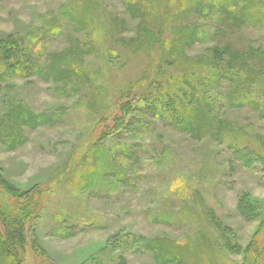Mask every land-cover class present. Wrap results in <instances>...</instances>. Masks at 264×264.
Here are the masks:
<instances>
[{
	"label": "rangeland",
	"instance_id": "374dc122",
	"mask_svg": "<svg viewBox=\"0 0 264 264\" xmlns=\"http://www.w3.org/2000/svg\"><path fill=\"white\" fill-rule=\"evenodd\" d=\"M191 2L171 24L174 0H155L156 9L143 0H0V44L18 40L23 64L11 69L26 70L0 83V167L22 201L39 193L44 204L24 264H245L246 250L263 247L264 26L233 6L202 0L199 12ZM188 26L186 60L223 68L211 58L217 49L229 66L204 116L185 99L172 104L190 123L150 90L178 74L161 58L171 29ZM123 104L126 123L116 128ZM244 202L259 218L241 211Z\"/></svg>",
	"mask_w": 264,
	"mask_h": 264
},
{
	"label": "trees",
	"instance_id": "16d2710c",
	"mask_svg": "<svg viewBox=\"0 0 264 264\" xmlns=\"http://www.w3.org/2000/svg\"><path fill=\"white\" fill-rule=\"evenodd\" d=\"M174 1L178 3L181 8L180 10L175 12L171 19H169L171 24H176L178 20H183L186 16V14L184 13V7L187 0ZM209 1H215V6H217V8L219 9L220 7L227 8L233 6V8L238 12L239 15L246 13V15L237 16L238 18L241 17L242 21H249L251 26H264V6H260L257 3V0H236L233 2H231V0ZM201 2L202 0H192L191 6L195 5L196 11H206L207 7L201 4ZM155 4V0H143L142 7L145 6L147 8L148 6V8L150 9H156ZM254 6H257L256 11L252 9L254 8ZM244 8L245 11H243ZM212 18L213 17H209V19ZM215 19L216 16L214 17V20ZM241 20L239 19V21ZM180 30L183 33H180ZM185 30L187 31V33L185 32ZM171 31L174 34L170 42H168L167 44L168 50L166 49V51H164L161 61L173 66L177 65L179 67L178 74L176 76L171 75L168 77L170 84H162V86L155 87L153 86L150 90L151 93L155 94L156 96L155 98H153L154 103H160L159 98H162V105L171 106V108H167L165 109V111L172 110L173 114L178 118V120L188 123L190 119L192 121V114L188 110L182 111L183 109L179 107L177 108L179 110H176L174 109L175 106L172 104L175 103L177 99L182 101L185 99V105L188 106V108H193L195 106L194 110L199 108V110L203 113H198L197 115L204 116L206 114V108L209 107L207 105L210 100V95L219 88V79L217 78H219L222 70V76H224L226 74L224 70H229V66H224L227 64V62L224 64V62L222 61L223 54L217 49L212 52L211 58L214 60L213 63L215 65L223 66V68L216 67L213 70L214 67L212 68V65L208 62H204L202 64H193L195 62L186 60L183 57V44L181 43V41L183 40L187 42L190 39V35L193 32L192 28L188 26L171 29ZM146 34H148V40L159 41L151 31H147ZM187 34L188 37L185 39L184 37ZM199 34L202 36L206 35V33L202 32L201 30L199 31ZM179 38L180 40L178 42L175 41ZM1 43L2 45L0 44V51L2 50V52H4V58L9 61L5 64L0 63V83L2 80H6L2 79L4 76H20L24 75L26 71L24 69H11V66H13L14 63L18 65L23 64L22 62H19V60H14L15 54L17 53V46L20 44V42L9 36ZM127 45L131 46V43H128ZM142 49V47L138 48V50L134 51V53H136L137 55ZM240 83H242L241 80L239 81V84ZM2 87L3 85L0 84V90L2 89ZM225 93L230 94V91H225ZM261 99L262 98L260 97L259 100ZM182 101L179 104H181ZM210 102L212 105V97ZM194 103H196L197 105H194ZM119 109V113L113 118L112 121V124L114 125V127L116 126V128H118L119 125H124L126 123L125 118L127 109L125 105H120ZM0 176L2 177H0V199H2L4 203H6L3 204V202L1 203L0 201V224L3 225L4 229V234L2 236L0 235V264H24V246H26L28 235L31 234L30 226L36 221H39L44 209V204L43 206H40L39 198L41 196L39 193H35L34 195L29 196L28 201H22V197L16 193L17 191L12 190L10 185L8 183H5L4 180L6 178L4 175V170L1 167ZM245 203L246 202L241 204V211L244 212L249 218H259L258 211L254 209L252 205L247 203L245 205ZM3 205H7L8 207H10V209L7 208L6 210V207H3ZM38 223L36 225L37 227ZM36 226L33 229V233L35 229L37 230ZM246 252L247 253L244 262L245 264H260L264 257V255H262L264 254V245L258 251L253 252L251 249H248L246 250Z\"/></svg>",
	"mask_w": 264,
	"mask_h": 264
}]
</instances>
